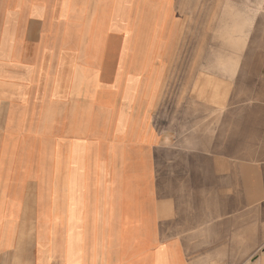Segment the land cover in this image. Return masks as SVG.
Returning <instances> with one entry per match:
<instances>
[{"label":"crops","instance_id":"1","mask_svg":"<svg viewBox=\"0 0 264 264\" xmlns=\"http://www.w3.org/2000/svg\"><path fill=\"white\" fill-rule=\"evenodd\" d=\"M209 1L0 0V264H264V0Z\"/></svg>","mask_w":264,"mask_h":264},{"label":"rangeland","instance_id":"2","mask_svg":"<svg viewBox=\"0 0 264 264\" xmlns=\"http://www.w3.org/2000/svg\"><path fill=\"white\" fill-rule=\"evenodd\" d=\"M209 1V0H208ZM211 2V0L209 1ZM214 19V22H215V18ZM198 21L195 23V25L197 26ZM206 32L207 33V30H202L200 27H196V28H193V29H188V30H185V31H182L184 34H183V37L184 38V45L181 47L182 49V53L181 54H186L187 51L189 50V52H192V50H194L196 53L203 50L201 49L203 47V45H201V42H202V39H201V35L202 33L201 32ZM217 29L216 28H209L208 32L210 33V35H215L217 34ZM188 38H187V37ZM211 40H213L214 38H211L208 37L205 39V45H204V49H206L207 51L209 50H215V51H218L219 48H218V44L217 43H214V42H209ZM188 43V45L186 44ZM192 44V45H191ZM226 62L228 63H231L232 60H227ZM234 65V64H233ZM175 66V70L176 71H180L181 74L183 71H188V70H196V74L199 73L200 70H203L205 68H218L219 67V64L216 62V60H211L210 62L209 61H199V60H196L194 61V63L192 62H188V61H178V63L174 64ZM193 80V78H191ZM197 79V81L199 79H202V77H195V80ZM185 80H187V78H182V75L180 78L178 79H169V86L170 87H178L180 84L181 86L184 84V85H188V83H185ZM167 86V85H166Z\"/></svg>","mask_w":264,"mask_h":264}]
</instances>
